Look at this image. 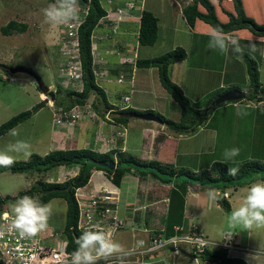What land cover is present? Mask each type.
Here are the masks:
<instances>
[{
    "label": "rangeland",
    "instance_id": "obj_1",
    "mask_svg": "<svg viewBox=\"0 0 264 264\" xmlns=\"http://www.w3.org/2000/svg\"><path fill=\"white\" fill-rule=\"evenodd\" d=\"M100 1L102 6L108 9L107 16L104 17V19H101L100 22H113L112 27L114 29V35H122L125 31L121 28H125L127 26L124 23L131 20V18L133 19V16H135L132 8L130 7L132 6L129 3L130 0ZM177 1H179L181 6H185L188 3L193 2V0ZM211 1L215 2L214 4L216 6H232L231 0ZM52 3L54 2L50 0H0V27L7 24L10 20H15L19 23H25L27 25V29L23 32H12L9 35H4L0 32V124L20 112L27 110L34 112L29 118L19 123L16 127L12 128L16 129L18 135L11 136L9 135V132H7L3 136H0V151L6 150L9 144H14L18 140L25 141L30 145L31 154L37 153L41 156L54 149H64L62 146H58L57 135L52 131L53 129H61L63 133L68 132V136L74 139L68 142L67 147L88 148V146H80L86 145L90 142L89 140L91 139V141L94 140L93 147L96 149V151L102 152L103 146L101 145V143L97 142V139H93V136H96L97 130L102 129L104 136H106L107 133L111 134V136H108V139L112 142V144L111 142L109 143L108 150L114 147H118L119 150L124 149L123 151L131 152L137 159L150 160L156 159L155 157L157 156L158 151H160L161 145L166 142L169 149H167L166 151L164 150L163 152H171V157H173V154L176 150L178 138L176 137L174 131L169 129L168 127L167 129L172 131V134H161L160 132H163L164 129L162 124H160L158 121L146 118L147 121L154 120V122L148 123L144 120L145 118H139L134 115V117L130 116V119L126 126H123L122 124L118 125L113 120V118L117 116L116 113L105 110L103 108V110L101 111L104 112V116H101L98 111L92 108V102H96V98L94 94H91L84 106H81L80 108L74 110L73 121L71 118L68 119L65 124L63 121L58 124L56 123V119L62 120V118L64 117L58 118L60 117V113H57L56 111L58 110L59 112V109L62 110V108L54 105V101L49 99L50 95H44L42 91L40 92L34 78L29 73H25L22 71L10 72L1 66V64H5L10 66L9 69L20 66H25L32 69L33 72H36L41 77L44 85H46L48 89L52 90L53 94L57 96L55 100L61 99V96L65 95L66 90L68 89L81 90V80L78 77L72 78V76H79L80 74V65L78 64V62L76 63L77 52L75 51V46H72L71 42L70 45H68L67 43V37L70 36L71 39L73 37L72 35H70V31H72L71 25L77 23V21L71 22L67 25H59L56 27H52L51 25H49L45 20L43 10ZM118 3L121 11L117 14V11H113L112 8L113 6H117L116 4ZM133 3L139 6L137 8H140V13L141 10L145 8L152 11L153 14L158 17V40L152 46L141 47L139 49L141 57L142 55H145V57L147 58L160 56L181 46L187 40L189 35L188 29L186 28V23L180 16L177 15L176 17H174L173 12L175 8H173L172 6L174 5L171 4L173 3V1L133 0ZM251 5L264 6V0L251 2ZM79 9V20H81L80 16L82 14V8L79 7ZM135 11H138V9H136ZM120 26L121 28L117 29ZM229 36L233 40H236L233 37L235 35ZM121 39L124 40H119L120 45L125 44L128 47L129 45H134V41L128 40L129 36ZM103 41H106V39L104 38ZM107 42L110 41L107 40ZM119 43H117V45ZM249 43L250 45L248 47L250 51L258 55L259 47L256 42L250 41ZM195 45H197V42L194 45L190 43L188 44V50L185 49V57L186 61L188 62L196 61V57L192 55L194 54ZM251 45H255V50L252 49ZM241 48L242 51H248L243 47ZM191 49L192 51H189ZM229 53L230 56L236 57V59H234L236 65H232V67H236V70L239 73L238 69H240L241 67L242 59L238 55H236L233 50H231ZM105 56L106 58L103 61V64H96V79L98 83L106 90L107 100L109 102L114 104H124L125 102L123 100V96L125 95V93H131L130 88L126 87L124 85V82L122 84L117 82L118 74L109 73L107 78L112 80L108 82L104 81L98 74L99 69L101 71H109L110 67L115 66L116 61L114 59L117 58L116 54L106 53ZM186 61L183 63L180 61L175 65L170 64V72L172 71V76L174 77L175 82L182 87L185 95L190 98L199 96L198 99H195L198 101V103H194L196 106H205L209 101L210 96H207L206 98L202 97V92L204 91H202V87L199 84L207 81L206 85L212 88L215 84H218L219 75L213 73L211 70L194 69L190 72V68L189 66H187ZM151 68H140L138 71L137 76L139 77V82L142 74L147 73L149 75L148 78L143 80L149 91L147 90V92H145L146 94H141L142 92L137 91L135 95L139 102H136L135 106H141V110L146 108L152 109L163 114L167 118L177 120L180 114V107L178 103L174 101V99L170 95H168L161 86L156 70L157 68ZM261 74L262 80L264 81V60L262 59ZM193 78L196 79V82L198 81V84L192 81ZM211 93V95L214 96L217 95L219 91H212ZM44 96L47 97L46 100V97L44 98ZM192 101H194V99H192ZM212 101L210 102L209 106H211ZM238 101L241 102L240 100ZM244 101H246V99H244ZM40 103H44V105L38 108L37 111H35V107ZM263 103H261L260 106L252 108L254 114H259L256 120L258 124L257 127H249L251 126L252 119L255 120L256 118L254 115L252 116L251 113L248 114L247 118L244 119H241L236 115V117H229L232 124L230 125V127L225 126L226 128L223 131L227 130L228 128L230 129L232 138L236 140L234 141L235 143L229 145L228 149L239 148L240 154L238 156L232 159L225 158V151H223V149L225 148H223V146L221 145L216 146L217 134H214V136L212 135V138L210 137L213 140L206 142V133L210 132L211 130L206 129L203 126L198 132L191 135V137L193 138H191L190 140L195 142L193 145H177L179 148L184 150V154H182L181 152L178 154L185 156L187 159L186 163L183 162V165L180 167L184 166V168L186 167L198 171L202 167L199 163H197V158L201 159L202 165H204L203 163L207 161L206 158L208 157H210L211 160L219 158L218 160L231 163L246 160L252 157V152L263 153ZM100 106L103 107L102 104ZM237 110L240 112L239 108ZM138 115H144V113ZM63 124L64 127H60ZM145 125H147V127H145ZM151 126H154L155 128ZM221 129L222 128L219 127L216 128L215 131H220ZM155 131L159 132L162 136L160 141L154 138L153 132ZM173 149L174 152L172 151ZM188 153H191V156ZM8 154L12 155L15 158L14 161H24L29 158H26L22 154H17L15 152H9ZM183 156H181L180 158H182ZM180 158L178 159L179 161ZM166 162H170V159L167 158ZM73 168L74 167H64L62 169L58 168L60 171L57 172L58 175L56 174V169H53L47 173H11L9 171L0 172V199L3 200L4 209L12 210L13 205L16 203V201L23 196L17 198L15 201L5 199L6 197L10 198L11 196L18 195L20 192L31 188L36 184L38 180L42 179L46 181H54L56 180L53 177L54 174L58 176V180L64 181L74 175ZM92 172H95L93 174V176L95 175L94 180L100 181L101 184L98 189H94L92 187V182H94L93 180L90 181V185L81 187L82 190H93L90 191L91 193L88 191L85 198L88 197L89 193L92 196L95 195L94 193L96 192H101L102 190H104V187L108 190V192L110 191L113 193L116 191V194L113 195L114 197H112L113 199L108 200L112 201L115 206L117 205L115 208L118 217L126 221L124 222V220H122L125 226L123 232L120 233H123L129 237L132 234V232L130 231V214L132 212L131 209L136 208V211H134V213L138 214L140 220L144 219L143 217L145 215H142L144 211L146 212L147 210L150 212V210H154V217L151 216L152 218L149 219L150 223H154V226L159 224V219L160 216L163 215V211L168 210V193L170 191V187L172 186V182L163 184L155 179H152L151 177H146L145 179H143L137 174L134 175L130 173L122 178L120 187L116 186L114 187V190L113 188L108 187L113 186V183L107 177L104 171L93 170ZM179 179H181V177ZM258 181L260 180L256 179L247 185L238 187L237 192L230 188L228 189L229 193H231L232 195L242 197L241 202H239L238 200L236 201L233 196L231 198H228V201L232 203V209L240 206V204L243 202L244 196L246 195V189L250 187L251 184ZM189 188L191 192H188V194H186L185 201H187V203H190L189 205H193L194 203L197 204L196 201L198 195L196 193L197 191H195L196 188L195 186H191ZM200 189L204 190L203 188ZM202 194L204 199L208 202V193L205 192V194ZM213 194L215 195V193ZM37 196L38 194L36 193L34 194V196L30 197L36 200ZM215 196L217 197L218 195ZM47 204H51L52 206V212L48 220L51 225L48 226V228L57 229L58 233L61 234L65 221V200L62 198H53ZM231 211L204 209V211L201 214H198L197 217H195L194 214H191L190 211H186V213H184V217H186L187 224L195 222V224L198 225L204 235L207 236L206 238H208L213 244L210 247L211 250L217 248L215 246L221 242L223 231H236L239 237V240L236 237L237 244L241 247H247L249 249V252L247 253L251 254V264H264V229L254 230L253 235L249 236L248 232H246L240 226H237L235 228L230 227L228 218ZM140 220L138 221V223H141ZM187 224L183 225L187 226ZM134 227L137 228L138 226L136 227V225H134ZM120 229L117 230V233ZM117 238L116 242H118ZM136 238L138 239V237ZM59 239L65 241L62 236H59ZM123 239H125L126 244L131 242L128 237H123ZM217 239L219 240L216 241ZM135 240L133 244L136 243ZM56 244H58V241L54 240L49 245ZM129 248L132 250V245ZM186 248L190 250L188 246ZM234 250L236 249L228 247L226 250L227 256L232 257L233 255H236V252ZM197 253L201 255L200 252ZM199 254H195V259L193 258L192 260H190V258H188V260H190V264L194 260H197L198 262L202 261ZM130 256L136 255L130 254ZM176 257L181 259L182 257H185V254L183 253L179 256H174V258ZM157 258V255H152L145 258V260L148 261ZM165 259L170 261L169 264H175L174 262H171L170 257H165ZM193 264H195V262H193Z\"/></svg>",
    "mask_w": 264,
    "mask_h": 264
},
{
    "label": "trees",
    "instance_id": "obj_2",
    "mask_svg": "<svg viewBox=\"0 0 264 264\" xmlns=\"http://www.w3.org/2000/svg\"><path fill=\"white\" fill-rule=\"evenodd\" d=\"M50 1L55 2V0ZM231 1L232 6L216 7L214 4L215 2H212L211 0H193V2L188 3L183 7V16L189 26L194 27L195 21L200 20L205 24H208L212 29L222 30L228 35H235L234 37L237 41H241V38H245L256 42L259 47L258 54L261 53V59L264 60V39H261L264 38V17L261 15H258V18L253 17L250 14L249 8H247V0L246 4L245 0ZM78 3L79 7L82 8V14L80 13L82 21L78 27L76 35L78 43V59L81 67V90L68 89L66 90L65 95L61 96V99L58 100H55L57 96L54 95V105L62 108V110L59 109V112L58 110L56 112L61 113V117H66V114H68L67 119H71L69 115L71 114L69 113L70 109L77 105L84 106L91 94H94L96 98V102H92V108L98 111L101 116H104V112L101 111L103 108L105 110L113 108V104L109 103L106 98V90L98 83V81H96L91 52L92 36L94 35L95 30L103 24L100 20L107 16L108 9L102 6L100 0H78ZM116 5L117 6H113V11L119 10V3ZM200 6L204 8V11L199 9ZM119 28H121V26L117 29ZM26 29L27 25L25 23L10 20L7 24L0 27V32L4 35H9L12 32H23ZM158 29V17L149 9L144 8L141 10L137 35H135L138 48L140 49L143 46L154 45L158 39ZM110 32L114 35L112 29ZM112 37L115 38V40H118L117 43H119V40H124L121 38H126L123 37V34L118 36L114 35ZM128 40L134 41L132 35H129ZM117 53L118 51L116 54ZM235 54L242 59L245 66L248 81L245 98L247 100H253L255 103L264 101V85L261 84L259 79L260 70L258 58L246 51H242V53L235 52ZM185 56V49L179 46L160 56L152 58L138 57L135 60V65L137 67L157 68L161 86L180 107V114L177 120L167 118L163 114L152 109L146 108L144 110H138L135 107L129 106L122 109L118 108L113 111L117 114V116L113 118L114 122L126 126L130 116L134 114L152 113L160 118L169 129L178 134L193 135L204 126L206 129L211 130L206 133V142L211 141L212 134H217L215 130L220 127L216 116L212 119L211 115L214 113V109L217 106L226 104V102L220 103L216 106H209L210 102L229 88L241 89V87L231 86L225 90H216L215 92L219 91V93L214 96L210 95L209 101L205 106H196L194 102L187 95H185L182 87L173 81L170 76L169 65L184 59ZM133 65V61L125 59L122 62L115 64L114 67H110L109 73L119 74L123 71L125 74H129ZM1 66L9 71L10 66L5 64H1ZM123 72L121 73L123 74ZM126 79V75H124V83H126ZM38 89L40 92L42 91L39 87ZM101 104L103 107L100 106ZM43 105L44 103L37 104L35 111ZM33 113L34 112L28 110L23 111L1 123L0 136L9 132V130L29 118ZM226 118L228 119L227 116ZM222 126L223 125H221V127ZM216 138V146H223V148H225L223 151L228 149L229 145L235 143L234 141L236 140L232 138L231 134H225L223 130L217 134ZM167 149H169L168 144L165 142L161 147L158 157L150 160L137 159L131 152L121 151L117 148H112L106 152H98L92 149V147H72L54 149L43 156L37 153H32L27 160L14 161L13 165L10 167L0 166V172L47 173L58 166H64L66 168L77 166L78 171L76 175L63 182H48L42 179L38 180L31 188L20 192L16 196H11L10 198L6 197L5 199L15 201L21 196H34L36 193L38 194L36 200L41 204H47L53 198L64 199L66 203V212L62 233L64 239L67 241L65 249L71 254L78 246L76 243L77 239L84 231H86L79 230L77 228L79 217L75 191L77 188L88 184L93 170L104 171L111 182L117 187H120L122 178L130 173L134 175L137 174L143 179L151 177L163 184L172 182V186L170 187V191L168 193L169 203L167 213L160 216V222L155 226L153 222L150 223L149 219H146V227H148L151 232H154L156 235L161 232L165 236L174 234V225H186V217H184V203L187 185L189 183H195L199 186L207 187L208 189H218L220 192H226L229 188L235 191L238 187L247 185L256 179L264 181V152H252V157L246 160L231 163L218 160L219 158L211 160L210 157H208L206 158L207 161H205L203 163L204 165H202L201 159L197 158L198 163L202 168L195 171L190 168H184V166L180 167L183 165V162L186 163L187 159L185 156L180 158L182 155L178 154L180 152L179 150L178 153L177 149L174 152L175 146L172 150L174 152L173 157H171V152H163ZM167 158L170 159V162H166ZM179 158L180 161L178 160ZM104 161H113L115 167L110 169L102 165L101 162ZM230 167L239 169L235 176L228 174ZM180 177L181 179H179ZM218 202L224 210L230 211V203L227 197L224 196L222 198H218ZM2 203L3 200L0 199V204ZM136 220H140V218L137 217ZM88 230L98 231L95 229ZM210 249L211 248L206 247L201 253L200 259L202 261H211L218 264H247V262L241 257L227 256L226 250ZM171 262H174L172 261V258Z\"/></svg>",
    "mask_w": 264,
    "mask_h": 264
},
{
    "label": "crops",
    "instance_id": "obj_3",
    "mask_svg": "<svg viewBox=\"0 0 264 264\" xmlns=\"http://www.w3.org/2000/svg\"><path fill=\"white\" fill-rule=\"evenodd\" d=\"M169 1H173V3H171V4H173L174 6H172V7L175 8V10L173 12L174 17H176L178 15L186 23V20L183 17V13H182L183 12L182 11L183 6H181L179 1H177V0H169ZM257 1L258 0H247V8H249L250 14L253 17L258 18V15H261L264 17V6H252L251 5V2H257ZM245 4H246V0H245ZM137 7H139V6H136L134 9H132L133 13L135 14V16H133L134 18L133 19L131 18V20H129L127 22H125L126 21L125 20L124 21L125 23L122 22L125 25H127L125 28H123V30L125 31L123 33V37H127L129 35H132V37L134 39V45H129V47L125 45V48H124V45H120V44L117 45L118 40H115V38L112 37L114 35H112V33L110 32L111 29H113V27H112L113 23H109V22L103 23L99 28H97L95 30L94 35H93V39H92V43H93V48L95 49L94 50L95 51L94 62L99 61V60H105V58H106L105 54L106 53L116 54L117 51H118V53L116 54L117 58L114 59L116 61L115 64L122 62L125 59L134 62V65L132 66V70L129 74H125V72L123 74L117 73L118 74L117 77H123L124 75H126L127 79H126V83H124V84H127L125 86L130 88V93H131V94L125 93V95L128 97V102H126V103H129L130 106L135 107L138 110H141V106H135L136 102H139V100L136 98L135 94L137 93V91L142 92L141 94H146L145 92H147V90L149 91L148 87L146 86V84H144V81H143L146 78H148L149 75L147 73L142 74L140 82H139V77L137 75H138V71L140 68L150 69L151 67H149V68L137 67L135 65L136 58L141 57V54H140L139 48H138V43H137V40L135 37V35H137V30H138L139 20H140V14H141L139 12L140 8H137ZM216 7H219V6H216ZM226 7H228V6H226ZM136 9H138V11H135ZM199 9L201 11H204V8L202 6H200ZM160 10H161V8H160ZM156 12H157V10H156ZM174 25H176V24H174ZM186 28L188 29V35L189 36H188L187 40L181 45V47L188 50V44L192 43L194 45L197 42V45H195V48H194V54L189 53V54H192L193 56L196 57V61L188 62V61H186V57L180 61L182 63L186 61L187 66H189V68H190L189 69L190 72L193 71L194 69L211 70L213 73L219 75L218 84H215L214 87H212V88H210L209 86L206 85L207 81H204L202 84H199L202 87V91H204V92H202L203 93L202 97L206 98L207 96H210L212 94L211 93L212 91L215 92L216 90H220V89L225 90L231 86H239V87H241V89L246 90V87L248 86V81H247V75H246L245 66L243 64V61L241 60V67H240V69H238L239 70V73H238V71L236 70V67H234L236 65L234 62V59H236V57L230 56V53H229L232 50L231 48L228 50L227 53H221L218 49L209 47V42L211 39L210 33L213 31V29L208 24H205L204 22H202L200 20L195 21L194 27L189 26L186 23ZM104 38L106 39V41H103ZM107 40H109L110 42H107ZM240 40L241 41H238L240 44V47L245 48L246 50H248L246 52H248V53L252 54L253 56H255L256 58H258L259 70H260L259 79H260L261 84L264 85V81L262 80V74H261V55L262 54L260 53L257 55V54L252 53L250 51L248 46L250 45L249 42L252 40L245 39V38H241ZM124 49H125V51H124ZM189 51H192V49ZM142 58H147V57H145V55H142ZM180 61H176V62L172 63V65H175L176 63H178ZM98 63H100V62H98ZM101 64H103V63H101ZM214 64H216V65H214ZM232 65H234V66L232 67ZM94 68H96L95 64H94ZM98 72H101V76H102V79L104 81L108 82V81L112 80V79L107 78L108 73L110 71H101L99 69ZM237 73H238V75H237ZM186 75H188V74H186ZM170 76H171V79L174 80V77L172 76V71L170 72ZM192 81L195 83L196 79L193 78ZM196 84H198V81L196 82ZM44 98H45V96H44ZM191 98L194 99V101H193L194 103H198V101L195 99H198L199 96L191 97ZM263 102L264 101H262V103ZM260 105H261V103H255V102H253V100H246V101L241 100V102H239V101L238 102H229V103L223 104L221 106H217L214 109V113L211 115V118L214 119L216 116V118L218 119V123L220 125V128H222L220 131H222L226 127H228V126L230 127V125L232 124L231 119H229V117H231V116L236 117L237 116L241 119H244V118H247V115L251 113L252 116L254 115L256 118H255V120L252 119L251 126H249V127L254 128V127H257V125H258L256 120H257L259 114H254V112L252 111V107H256V106H260ZM238 108H239L241 113H246V114L237 115V113L239 112L237 110ZM226 116L228 117V119L226 118ZM144 120L147 121L146 119H144ZM147 122L151 123V122H154V120H148ZM242 122H243V120H242ZM159 123L162 124L163 129H164L163 132H160L161 134H165V135H166V133L168 135L172 134V131L167 129V126L163 122H159ZM64 124H65V122H64ZM64 124L60 127H64ZM148 125H151V124H148ZM221 125H223V126L221 127ZM145 127H147V125H145ZM151 127H154V126H151ZM52 131L54 133H56V135H57L58 146H60V147L62 146L64 149L65 148H72V147H67L68 142L70 140H74V139H72V137L68 136V134H69L68 132L63 133L61 131V129H53ZM220 131L218 130L215 132H217V134H218V133H220ZM153 133H154V138H156L157 140L160 141L161 137H162L160 135V133L157 131H155ZM224 133L225 134L228 133V135H229V134H231V131L228 128L227 130L224 131ZM213 134H215V133H213ZM175 135L178 138L177 145L183 144L186 146H191L195 143L194 141L190 140L191 138H193V137H191V135H183V134H178V133H175ZM108 136H111V134L107 133L106 136H104L102 129L97 130L96 136L95 137L93 136V139H97V142L101 143V145L103 146L102 152L108 151V145L111 142L108 139ZM216 137H217V135H216ZM168 138H171V137H168ZM89 141H90L89 143H87L86 145L80 146V147L88 146V147H92V149H94L96 151V149L93 147L94 140L91 141V139H90ZM111 144H112V142H111ZM177 145H176L177 153L179 150L182 154H184V150H182L181 148H178ZM161 147H162V145H161ZM116 148L119 149L118 147H116ZM121 150L123 151L124 149H121ZM159 152L160 151H158V154H159ZM158 154L155 158L158 157ZM188 154L191 156V153H188ZM195 156H197V155H195ZM197 163H198V161H197ZM60 168L62 169L64 167H60ZM73 170H74V175H75L78 171L77 166L74 167ZM61 171H63V170H61ZM64 171H66V170H64ZM97 171H100V170H97ZM94 173L95 172H92V174H91L92 175L90 178L91 181H93L95 179V177H94L95 175L93 176ZM55 176L58 177L57 175H55ZM92 183H93L92 187L94 189H98V187H100V184H101L100 181H96V180H94V182H92ZM88 185H90V184H88ZM191 186H195V188H196L195 191H197L196 193L198 195V198L196 201L197 204L194 203L193 205H189L190 203H187V201H185L184 213H186V211H190V213L194 214L195 217H197L198 214H201L204 211V209H212V210L215 209L217 211H223L224 209L221 207L220 203L218 202V198H222L225 196L228 199V198H231L233 196L234 199H236V201L237 200L239 202L242 201V197L234 196L231 193H229L228 190L226 192H220L218 189H208L207 187H202V186H199L197 184H192V183H189L187 185L186 194H188V192H191L190 188H189ZM197 186H199V187H197ZM108 187L113 188L115 190L114 187H116V186L113 184V186H108ZM200 188H203L204 190H201ZM204 191L207 192L208 195L210 192H212L218 196L217 197L215 196L216 197L215 201L211 200L210 196H208L207 197L208 202H207L204 199L203 194H202V193L205 194ZM237 191H238V189L235 190V192H237ZM221 193H223L222 197H221ZM186 194H185V196H186ZM227 194H228V196H227ZM118 202H119V200H118ZM229 203H230V211H231L232 203L230 201H229ZM167 206H168V204H167ZM131 211L132 212L130 214V220H131V222H130L131 230L130 231L132 232V234L130 235V237L126 236L123 233H120V232H123V230H124L123 228L125 225L123 226L122 229H120L118 231V233L116 232L113 235V239L115 241H116V238L118 237L117 238L118 243L122 246V252L115 254L107 262L100 261L99 264H160L161 262H162L161 264H169V261H167L165 259V257H170V256L165 249L157 252L156 254H151V253L148 254V253H142V252L132 253V252L128 251L130 249L129 247L131 245H132V248L136 249V247L138 248L137 243L139 242V245H140L141 241H144L146 239V235L148 232L147 230H149L148 227H146V219H150V218L154 217V215H153L154 210H150V212L146 210V212L144 211V213L142 214V215H145L143 217L144 219L140 220L141 223H138L139 220H136V219L139 216H138V214L134 213V211H136V208L131 209ZM165 213H167V210L163 211V215ZM122 220H124V219H122ZM124 222H126V221L124 220ZM159 222H160V220H159ZM50 225H51V223L48 221V226H50ZM134 225H136V227L137 226L138 227L135 228ZM226 231L234 233L235 236L237 237V239L239 240L238 233L236 231L225 230L222 232V235ZM123 237H126V238L128 237L131 240V242H129L130 244L129 243L126 244L125 239H123ZM136 237H138V239ZM134 240L136 241L135 244H133ZM218 240L219 239H217L216 241H218ZM234 251L236 252V255H233V256L241 257L247 262V264H251V261H250L251 254L247 253V252H249V249L247 247L239 246ZM130 254H133L136 256H130ZM152 255H157L159 259L157 258V259L148 260V261L145 260V258H147L148 256H152ZM170 258H172V257H170ZM172 261H174L175 264H190V260H188L187 257H182L181 259L177 258V257L172 258ZM198 263H200V264H218L216 262H211V261H200ZM191 264H193V262Z\"/></svg>",
    "mask_w": 264,
    "mask_h": 264
},
{
    "label": "clouds",
    "instance_id": "obj_4",
    "mask_svg": "<svg viewBox=\"0 0 264 264\" xmlns=\"http://www.w3.org/2000/svg\"><path fill=\"white\" fill-rule=\"evenodd\" d=\"M129 3L132 5L130 6L132 9H134L137 6L136 4L133 3V0H130ZM120 11H121V8H119V10L117 11V14ZM79 12H80V9H79L78 0H55L54 3L50 4L47 8L43 10V15L45 17L46 22L52 27H56L59 25H67L71 22L77 21V23L71 25L72 31H70L71 32L70 35H72L73 37L72 39L70 38V36L67 37V43L68 45H70V42H71L72 46H75V51L77 52L76 63L78 62V64L80 65V61L78 59V43L76 39L78 27L82 21V20H79ZM112 31L114 32V29H112ZM210 37H211L210 42H209L210 48L218 49L221 53H227L230 48L236 53H242V48L240 47L239 42L233 40L228 34L224 33L222 30L213 29V31L210 33ZM92 39H93V36H92ZM92 39H91V52H92V59H93V69L95 72L94 64L96 65L98 62L103 63L104 60H99V61L94 62V56H95L94 50L95 49L93 48ZM261 39H264V38H261ZM251 47L253 50H255V45H251ZM79 70L81 71V67L79 68ZM98 74L99 76H101V72H98ZM77 77L80 79V74L79 76H76V75L72 76V78H77ZM95 77H96V73H95ZM117 82L123 83L124 82L123 77H117ZM244 91L247 93V90H244ZM43 94L51 95L53 94V92L52 90L47 89V92H43ZM106 98H107V94H106ZM46 99L47 97L45 98V100ZM49 99H51V96ZM244 99H241V100H244ZM123 100L125 102L124 104H119V103L114 104V103L109 102L113 104V108L110 109L109 111L113 112L117 110L118 108L122 109V108L129 107L130 105L126 103L128 102V97L126 95H124ZM53 101H54V98H53ZM236 102H238V100ZM226 103H229V102H226ZM259 103H262V102H259ZM80 107L81 106L77 105L70 109L69 113L71 114L69 115L72 118V121H73V116H74V110ZM244 114L246 113H241V112L237 113V115H244ZM58 118H61V116ZM67 118H68V114H66V117L62 118V120L56 119V123H61V121L66 123V121L68 120ZM118 125H121V124H118ZM9 135L16 136L18 135V133L16 129H11L9 130ZM9 152H15L17 154H22L26 158L31 156L30 145L25 141L18 140L14 144H9L6 150L0 151V166L10 167L13 165L15 158L12 155H9L8 154ZM239 154H240L239 148H232V149H226L224 156L226 159H232L238 156ZM60 167L58 166L55 168L56 174L57 172H60L58 169ZM238 171H239L238 168L230 167L228 170V174L231 176H235L238 173ZM56 174H54L53 176L56 180L48 181V182H63V180L62 181L58 180V177L55 176ZM90 181L91 179L89 180L88 184H90ZM104 190H107V189L104 187ZM88 191L90 192L93 190L92 189L82 190L81 187L76 189L75 196L77 198L78 205H79V201H87L90 198L91 192L88 194V197L85 198L86 193ZM102 192L106 193V191H103V190L101 191V193ZM94 194L97 195L98 193L96 192ZM113 194H116V193L113 192ZM209 196L211 200L215 201L216 197L212 192L209 193ZM12 211L14 213V219L12 220V227L18 230L19 234L22 237H34L39 232L45 230L48 227V220L52 212V206L51 204H41L30 196H23L19 200H17L16 203L13 205ZM4 215L5 217H7L8 213H5ZM78 216H79V207H78ZM228 223L230 227H233V228L237 226L242 227L246 232H248L249 236L253 235L254 230L264 229V181H258L256 183H253L250 185V187L246 189V195L243 198V202L240 204L239 207H235L232 209L230 216L228 218ZM54 230L58 231L57 229H54ZM147 231L148 232L146 235V239L148 235L151 234L150 230H147ZM2 236H3V232L0 231V237ZM60 236L63 237L62 232ZM229 236L231 237V233H229ZM76 243L78 246L71 253L70 264H99L100 261L107 262L115 254L122 252V246L113 239V234L111 231L106 232V231L86 230L80 235ZM217 249H222V248H216L213 250H217ZM223 250H226V249H223ZM157 252H154V253H157ZM167 253L169 254L170 257L174 258V255H171L168 251ZM183 253L185 254V257L187 258H189L188 255H193V254L187 253L185 250H182V254ZM175 256H179V255H175ZM193 262H195V264H200L198 263L197 260L196 261L194 260Z\"/></svg>",
    "mask_w": 264,
    "mask_h": 264
},
{
    "label": "built area",
    "instance_id": "obj_5",
    "mask_svg": "<svg viewBox=\"0 0 264 264\" xmlns=\"http://www.w3.org/2000/svg\"><path fill=\"white\" fill-rule=\"evenodd\" d=\"M103 191L106 193L99 192L90 196L87 201H79L77 224L79 230L111 231L114 235L124 226V222L116 213L115 204L108 200L113 199L115 194L108 190ZM5 213H8L7 217ZM13 219V211L4 209L3 204H0V231L3 232V236L0 237V264H70L71 254L65 249L66 241L59 239L61 234L58 231L47 227L34 237H22L18 230L12 227ZM173 230L174 234L169 236L161 232L157 235L151 232L140 245L137 243L139 248H132L129 252L150 254L165 249L175 256L185 250L195 256L199 254L197 252L202 253L206 247L210 248L213 245L195 222L188 223L187 226L174 225ZM54 240H57L58 244L49 245ZM187 246L190 250L186 248ZM215 247L227 250L228 247L237 249L239 245L235 234L226 231L221 242Z\"/></svg>",
    "mask_w": 264,
    "mask_h": 264
},
{
    "label": "water",
    "instance_id": "obj_6",
    "mask_svg": "<svg viewBox=\"0 0 264 264\" xmlns=\"http://www.w3.org/2000/svg\"><path fill=\"white\" fill-rule=\"evenodd\" d=\"M10 72H17V71H22L25 73H29L35 80L37 86L43 91V92H47V87L44 86L42 79L40 78V76H38L35 72H33L31 69L20 66V67H15V68H11L9 69ZM51 99L53 100L54 95L51 94ZM246 97V92L244 90L238 89V88H232L224 93H222L220 96L216 97L212 103L211 106H215L218 105L220 103L223 102H230V101H237V100H241L244 99ZM135 116L139 117V118H149V119H154L158 122H162V120L160 118H158L156 115L154 114H150V113H144V115H138V114H134ZM133 115V116H134ZM102 165L113 169L115 167V164L113 161H107V162H101ZM223 196V193H221V197ZM188 257L190 258V260H192L194 258L193 255H188Z\"/></svg>",
    "mask_w": 264,
    "mask_h": 264
},
{
    "label": "bare ground",
    "instance_id": "obj_7",
    "mask_svg": "<svg viewBox=\"0 0 264 264\" xmlns=\"http://www.w3.org/2000/svg\"><path fill=\"white\" fill-rule=\"evenodd\" d=\"M124 229V228H123Z\"/></svg>",
    "mask_w": 264,
    "mask_h": 264
}]
</instances>
